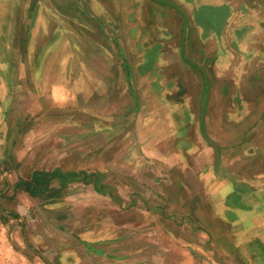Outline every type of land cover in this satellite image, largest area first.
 <instances>
[{
    "label": "crops",
    "instance_id": "obj_1",
    "mask_svg": "<svg viewBox=\"0 0 264 264\" xmlns=\"http://www.w3.org/2000/svg\"><path fill=\"white\" fill-rule=\"evenodd\" d=\"M53 2L58 5L50 9L46 3ZM118 18H125L124 24ZM110 28L126 36V54L122 48L120 53L137 107L126 111V122L138 114L141 124L152 125L166 110L164 97L177 100L164 112L175 119L169 147L158 142L162 133L155 124L144 137L142 128L132 129L139 132L126 139V182L115 189L113 181L99 185L100 176L111 171L83 167L88 159L76 142H70L75 155L67 159V131L83 128L77 118L83 90L78 83L90 79L68 73L66 46L73 45L76 61L86 34L111 40L107 44L114 50L125 48L110 38ZM173 49L191 64L192 96L202 100L205 77L182 56L184 49L208 75L204 119L220 147L218 166L216 152L213 166L195 164L207 161L199 153L200 142L215 148L203 135L201 106L199 116L194 104L179 109L183 77L171 80L167 86L172 88L163 86L160 72L167 63L162 54ZM137 60L139 82L148 80L154 89L139 90ZM146 70L150 73L143 75ZM213 81L222 85L220 90H212ZM227 95L236 99L229 120L225 104L218 114L210 106L212 97ZM147 97L153 102L141 109ZM247 98L255 119L250 125ZM68 102L75 108L73 121ZM180 116L188 124L180 126ZM228 131L238 140L226 150L218 139L230 136ZM230 156L233 170L224 165ZM89 160L94 163L99 155ZM147 162L169 171L152 175L144 169ZM5 166L11 172H3ZM36 172L55 177L45 192L32 194L18 184L32 181ZM84 172L90 182L82 176L58 178ZM0 176L10 183L0 187V264H264V0H0ZM148 176L155 177V186H148L153 182ZM153 193L161 196L158 202ZM8 194L13 197L5 200ZM132 194L140 200L130 205Z\"/></svg>",
    "mask_w": 264,
    "mask_h": 264
},
{
    "label": "rangeland",
    "instance_id": "obj_2",
    "mask_svg": "<svg viewBox=\"0 0 264 264\" xmlns=\"http://www.w3.org/2000/svg\"><path fill=\"white\" fill-rule=\"evenodd\" d=\"M46 4L50 9H54L58 5V3L56 2H53L52 4L50 3H46ZM84 4H87V3L85 2ZM87 5L89 6V4ZM124 19L125 18H120V19L118 18V21L124 24L123 23ZM180 22L181 21L177 22L178 29H180L181 27ZM218 22L219 21L216 20L212 23V25L217 26ZM110 31H111L110 38L116 39L117 41L120 40V44L122 43V45H124L125 48L120 46L116 50H114V48H112L109 45V44H113L111 40L109 42L105 40L102 41L101 38L97 35L86 34V40L84 44L81 43L82 44L81 46V44L79 43L80 45H78L77 54L79 55V58L81 60L76 61L73 56L74 54L70 53L72 49L71 47L73 45L69 44L68 42V47L66 46L68 58H70V61H71L70 62L71 65H68L67 67L68 73L74 76L75 75L85 76L86 78L90 79V81H82L78 83L80 87H83V90L79 92L80 95L77 97L79 99L78 101L79 104L77 105H79L82 109V113H79L77 115V118L79 121L83 123L82 125L83 128L80 130H75L71 128L67 132L71 133V135L76 134L77 136H80L82 138L74 139V137H72L71 135L67 136L68 137L67 138V148H68L67 159H72L73 156L75 155L73 151L74 147L69 146V145H72L70 142H73V143L76 142L77 145L81 147V149H83L84 152H86L84 156H87L86 158L88 159V160L83 161V167L89 168L92 166V168H95V170L100 169V171H103V169H108L109 171H111L112 173L111 176L110 175L108 176V174L106 175V178H102L100 176L99 185H103L104 183L103 181H107V180L109 182L113 181L115 185L113 187L115 189V187L118 186V184L123 186L126 182V139H130L131 135H133L134 133L137 136L139 132V130H132V129L142 128L143 129L142 136L144 137V135H148L152 133L150 132V127L151 128L154 127V124H155L158 127L157 134L161 135L162 133L161 138H158V142H160L161 140V142L163 141V145L165 147H169V143L171 139V137L169 136L171 132V130H169V127H171L170 123H172V126H175L174 125L175 119L174 117L171 118L172 116L171 114L167 115L168 117L167 119L166 113L164 112H166V110L169 111L171 109L170 105L175 106V104L177 103L176 102L177 100L176 98L168 99L164 97L163 99V101H165L164 105L167 104L166 110L164 109V111L159 112L157 116L154 117L156 118V120L155 122L153 120L152 125L150 122H147V120L141 124L138 118L140 116L138 114H136V116H129V122H126V111L128 110L134 111L137 108L136 99L133 97V95H131L132 99L130 100V96L128 92V77H127L128 67L125 64L126 60L122 58L121 53H120V50L122 48L126 54V36L124 37L122 33H118V31H112L111 28H110ZM83 37L85 38V35ZM233 39H235L234 35L231 37L228 35L229 41L234 42ZM183 52L186 55V57H188V59H191L186 53L185 49L183 50ZM162 55L167 63L166 65L162 66V71L160 72L163 77L162 83H163L164 88H166V90L168 87L172 88V86H167L169 82L173 79L175 80L177 75L179 77L181 75L183 77L182 78L183 80L179 78V80L182 81L179 85L181 87L180 90H182L183 92L180 95L181 97L178 98L179 109L180 111L182 109L189 110L190 106H192L191 104H194L193 106L195 107V109L197 108L196 111L198 112L197 115L199 116V109L201 106L200 104L201 97L192 96V94L194 93L193 90H195L196 88L195 86L196 83H194V76L192 75V73H190V71H188L190 69L188 67H191L190 66L191 64L190 65H188L189 63L184 64V62L180 58V54L178 55L177 51H174V49L172 51L165 50ZM177 61L179 63H177ZM137 62L138 60L135 62V66H133V69H134L135 77H137V84L139 86L138 87L139 90L147 89L149 91L150 89H154V86L153 87L150 86V83L148 82V80L146 82L145 80H143V82H139L138 76L140 73L139 71L140 65L138 66ZM197 63L200 64L198 61ZM192 67L194 68V66ZM148 70H146L143 73V75L149 74L150 72ZM23 72H27L25 70V67L23 69ZM199 76H201L200 79L201 80L203 79L204 81L203 75H199ZM213 79L215 80V78ZM221 86L222 85H220V83L217 81L212 82L213 91L220 90ZM186 91L187 93L185 94L184 92ZM73 99H76V98L73 97ZM246 100L248 103L247 105L248 113H246L245 116L247 118L248 125H250L251 122L255 120V119L250 118V115L252 114L250 110L252 99L247 98ZM151 101L153 102V100L149 97L142 98V106L139 104L140 108L142 109V107H146V105L151 104ZM234 101H236V99H234V97L232 96L230 97L227 95L226 98L214 96L210 99V106H213V105L216 106L215 108L216 111L215 109H213V111H215V114H218L217 111H218V108L220 107L219 105H221L222 107V105L225 104L227 111H228L227 116L229 120V119H232L234 116L233 114H231L232 112L231 106ZM68 105L69 107H72V109L74 108L73 104H71L70 102H68ZM71 111L72 113H68V117H69L68 120L70 119L71 121H73V118L76 117L74 115L75 113H73V111H75V108L74 110H71ZM187 113H185L184 116L190 115ZM217 116L219 117V115ZM180 119H179L180 126L181 125L184 126L185 124H188L187 123L188 120H184L181 116H180ZM194 123H196V121ZM108 126H111V127H109L108 129ZM187 126H190V125H187ZM197 127H198V123H197ZM22 133L25 137V141L23 143L25 146L23 148L20 147V150L25 151L27 147L26 146L27 133L26 131ZM41 134H42V131L41 130L38 131V135H41ZM227 134H229L230 136L227 135L225 137L223 136L220 139H218L222 142L223 146L225 145L224 148L226 150L228 147L227 145L231 144L230 142L234 143L236 140H238V138H234L235 136L233 134L231 135V131H228ZM71 138H73L74 141H71L72 140ZM200 143L202 146H200L201 148L199 150V153L200 155H203L207 161H198V162H195V164L200 168H203L205 165L213 166L214 160H215V151L213 150V148H208L206 142H200ZM165 149L166 151L169 150L168 148H165ZM98 155H99V160L95 161L94 163H91L89 159H91L92 157H96ZM113 156L116 159L115 161H112ZM106 158H109V159L112 158V159L106 160ZM230 158L231 156L227 158V161L224 162V165L227 166L226 168L227 170H233L234 168V162L229 161ZM5 167H4L3 172L5 170L11 172L10 167H6V168ZM168 167L160 163L150 164L147 162L144 169H146L147 172L151 173L152 175H155V174H158L160 171L162 172L169 171ZM149 178H151L153 182H151L150 184L147 183L149 184L148 186H155L154 184L155 177H149ZM17 180L18 179L16 175L13 173V175L10 176V181H12V183H15ZM147 180L148 179H146V182ZM8 183H9V180L4 179V177L2 178L0 176V187L2 189L8 186ZM123 194L126 196V193H124V191H123ZM162 195H163L162 197H168L170 196V193L162 194ZM12 197H13L12 195L8 194L5 196V200L11 199ZM115 197L119 198L121 196L119 194H116ZM150 197L153 199V201L158 202L157 198L161 196L159 194L153 193L150 195ZM130 199H131V201H129L130 205L134 204V201L137 203L138 200H140V195L132 194ZM100 201L103 203L106 202V200L104 199L102 200L100 199ZM152 202L150 201V203ZM124 204H125L124 208H126V201ZM146 206L148 207L149 205L147 204Z\"/></svg>",
    "mask_w": 264,
    "mask_h": 264
},
{
    "label": "trees",
    "instance_id": "obj_3",
    "mask_svg": "<svg viewBox=\"0 0 264 264\" xmlns=\"http://www.w3.org/2000/svg\"><path fill=\"white\" fill-rule=\"evenodd\" d=\"M82 174V175H81ZM82 176L84 182H90L91 175L88 173H68L60 174L58 178L72 180L74 178ZM55 177V174H49L47 172H36L32 178V181H21L18 185L28 190L32 194H39L45 192L52 178Z\"/></svg>",
    "mask_w": 264,
    "mask_h": 264
},
{
    "label": "water",
    "instance_id": "obj_4",
    "mask_svg": "<svg viewBox=\"0 0 264 264\" xmlns=\"http://www.w3.org/2000/svg\"><path fill=\"white\" fill-rule=\"evenodd\" d=\"M182 54H183L184 58L187 61H189L190 63H192L196 67H198L203 72L204 77H205L204 91H203V96H202V100H201V115H200V119H201V125H202V131H203L204 137L215 148V152H216V166H218L219 161H220V147H219L218 143L208 135V133L206 131V128H205V119H204L205 106H206V101H207V97H208V90H209V79H208V75L206 74V72H205V70L203 69L202 66L198 65L194 60L188 59V57H186V55L184 54V52Z\"/></svg>",
    "mask_w": 264,
    "mask_h": 264
}]
</instances>
